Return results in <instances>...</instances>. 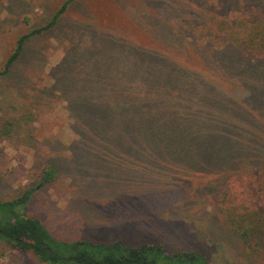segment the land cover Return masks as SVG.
I'll list each match as a JSON object with an SVG mask.
<instances>
[{"label": "rangeland", "instance_id": "1", "mask_svg": "<svg viewBox=\"0 0 264 264\" xmlns=\"http://www.w3.org/2000/svg\"><path fill=\"white\" fill-rule=\"evenodd\" d=\"M63 1L0 0V69ZM260 14L264 0L72 2L0 76V200L54 165L24 211L57 239L264 264V235L246 247L217 209L234 179H264V60L201 43ZM0 264L43 263L0 243Z\"/></svg>", "mask_w": 264, "mask_h": 264}, {"label": "trees", "instance_id": "2", "mask_svg": "<svg viewBox=\"0 0 264 264\" xmlns=\"http://www.w3.org/2000/svg\"><path fill=\"white\" fill-rule=\"evenodd\" d=\"M74 1L76 0H64L45 26L33 29L17 39L15 47L0 69V76L10 71L20 57L25 43L32 36L56 25ZM212 26L210 25L211 28ZM239 26L241 29L234 31L232 26L223 27L221 24L217 40L216 32L209 30L208 33L207 30L203 36L205 40L201 43L211 49L213 41H218L219 44L226 45L225 49L231 51L236 60H264V15H258L255 22L252 19L242 20ZM11 126L8 122L7 127H2L0 134L9 137ZM56 170L54 165H44L36 177L38 183L34 184L30 180L19 188L13 198L0 200V243L21 253H31L43 264H208L206 257L198 251L168 253L160 244L145 242L131 245L123 240L104 243L88 239H57L39 218L24 211L36 186L52 183ZM217 209L225 216V225L230 235L240 239L246 247H250L254 240H261L264 235V179L260 178L255 182L248 178L234 179L231 187L220 194Z\"/></svg>", "mask_w": 264, "mask_h": 264}]
</instances>
